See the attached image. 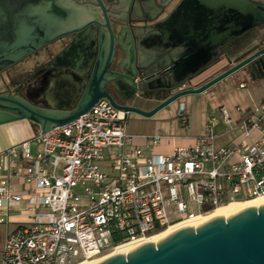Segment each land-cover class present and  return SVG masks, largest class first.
Masks as SVG:
<instances>
[{"label":"water","instance_id":"water-1","mask_svg":"<svg viewBox=\"0 0 264 264\" xmlns=\"http://www.w3.org/2000/svg\"><path fill=\"white\" fill-rule=\"evenodd\" d=\"M95 1L101 9L103 1L114 9L146 6L145 0ZM152 2L150 25L128 31L134 43H122V31L103 30L91 18L94 8L78 0H0V75L34 80L47 70L78 86L75 95L61 96L59 89L51 96L41 87L52 83L36 80L24 95L0 92V126L27 121L45 134L100 99L126 121L128 114L151 119L168 107L178 115L187 98L224 80H264V0ZM60 40L66 41L52 43ZM231 41L236 46L225 50ZM97 264H264V205Z\"/></svg>","mask_w":264,"mask_h":264},{"label":"built area","instance_id":"built-area-1","mask_svg":"<svg viewBox=\"0 0 264 264\" xmlns=\"http://www.w3.org/2000/svg\"><path fill=\"white\" fill-rule=\"evenodd\" d=\"M134 138L123 113L100 99L73 122L0 151V224L29 213L8 228L0 264H81L228 203L264 199V100L237 120L224 106L209 109L191 145L158 152L176 138Z\"/></svg>","mask_w":264,"mask_h":264},{"label":"crops","instance_id":"crops-1","mask_svg":"<svg viewBox=\"0 0 264 264\" xmlns=\"http://www.w3.org/2000/svg\"><path fill=\"white\" fill-rule=\"evenodd\" d=\"M47 70H43L42 72L38 73L37 75L43 77V81H48L52 84L45 86L43 85L41 88H44L45 94H49L53 96V91L54 90H59L60 89V95H75L78 91V86L72 80L67 79L65 76H60L56 75L54 76L53 74H48L46 73ZM35 81V79H34ZM54 82L58 83L60 86L56 87L53 84ZM239 84H244V88L246 87V84L244 81L241 82H236L234 79L230 78L227 80L222 81L221 83L215 85L212 87L210 90L207 92L197 96L195 98L196 101H203L208 103L211 100H214L215 98L220 97V95L225 91V90H231V89H241L239 88ZM250 87L255 89V90H261V87L264 85V80L260 81H255L251 82L250 81ZM35 87V86H34ZM52 91V92H51ZM59 93V92H58ZM264 100V92L261 93V95L256 98L251 106H247L246 108H240L236 107V113H237V120L239 117H241L244 113H246L249 109L253 108L254 106L258 105ZM210 106H206L202 109L201 116L203 117V122L202 124H205V117L207 111L210 109ZM191 112V107L187 106L185 103L183 108H181L178 111V121L180 122L181 116H184L187 124L184 126L186 129L189 128V114ZM25 122V121H24ZM127 124V123H126ZM128 127H126V131L129 135L135 137L134 141L137 145H143V143L146 141L147 137L152 136L156 134L157 132L160 131L162 123L159 119L154 116L151 119H142V118H137L134 116V119L130 120V123H128ZM181 124V122H180ZM200 125V124H199ZM183 126V125H182ZM194 133L192 135H186L185 137H176V139L171 143L170 141L164 139L162 141L161 146L157 149L158 152H167L171 149L172 145H191L194 142V138L200 135L201 132H204V125L201 126L200 132L198 131V127L194 130H192ZM35 133L32 132L31 128L29 125H24V123L17 122L9 125H4L0 126V151L15 145L19 142L25 141L29 139L31 136H33ZM223 138V137H222ZM221 138V139H222ZM232 139V136L227 137L225 140L227 141L226 144H229ZM220 144V143H219ZM29 213L28 212H21V213H15L9 217V224L8 227H6L5 224H0V226L5 227V233L2 237H0V256H1V250L3 246V242L6 236V232L8 231V228L11 229V225L14 227L16 224L25 222L28 220ZM13 217L14 222H11V218Z\"/></svg>","mask_w":264,"mask_h":264},{"label":"rangeland","instance_id":"rangeland-1","mask_svg":"<svg viewBox=\"0 0 264 264\" xmlns=\"http://www.w3.org/2000/svg\"><path fill=\"white\" fill-rule=\"evenodd\" d=\"M246 87L241 88L238 90L231 89V90H225L220 97L215 98L214 100L209 101L205 104L203 101H196L195 98L197 97H190L187 98L186 104L187 106L191 107V112L189 114L190 122H189V128H185L180 124L178 121V117L176 116V108H165L160 110L155 116L157 119H159L162 123L161 129L159 131L160 135L165 138H176V137H185L186 135H192L194 132L192 130L196 129L198 127V131L200 132L201 123L203 122V117L201 116V111L204 107L207 105L211 108H216L218 106H224L225 109L229 112L230 116L235 120L237 118L236 113V107L240 108H246L247 106H251L252 102L258 98L261 93L264 92V85L261 87V90H255L250 87V81L244 80ZM0 89L1 86H0ZM210 108V109H211ZM134 119V116L132 114H128L127 121H126V127H128V123H130V120ZM21 123V122H20ZM24 125H29L33 133H37L38 129L37 127L29 123L27 121H22ZM200 124V125H199ZM203 132L200 133V135ZM235 135V132L229 135H225L222 139L218 141V145H225L226 144V138ZM220 143V144H219ZM31 150L34 151L35 147L31 146ZM11 222H14L13 217L10 219ZM10 227H13L12 225ZM5 233V227L0 226V237H2ZM113 251V247L106 250L104 253L99 255L98 257H95L92 259L98 260L101 259L109 254H111ZM91 261V260H90Z\"/></svg>","mask_w":264,"mask_h":264},{"label":"flooded vegetation","instance_id":"flooded-vegetation-1","mask_svg":"<svg viewBox=\"0 0 264 264\" xmlns=\"http://www.w3.org/2000/svg\"><path fill=\"white\" fill-rule=\"evenodd\" d=\"M78 1L94 8L91 18L96 24L100 25L103 30L107 31L108 27H110L116 35L117 31H122L123 37L119 38L122 43H134V40L129 41L126 38L128 31H132L133 29L139 30L141 28L145 29L146 26L150 25L147 22V18L153 15L157 10L152 0H145V7L141 4V7H133L132 9H125L124 7L114 9L112 5L107 4L103 0L104 9H101L95 0ZM62 41L66 40L55 41L52 43H61ZM236 44L235 41H231L227 44L225 50L233 48ZM33 58L34 55H31L24 62ZM5 74L6 73L0 75V86L2 88L0 89V92H11L12 94L24 95L29 90V84L34 81L31 80L29 74H24L15 79L6 78ZM39 75L36 76L35 81L38 80L40 83L43 81V77Z\"/></svg>","mask_w":264,"mask_h":264},{"label":"bare ground","instance_id":"bare-ground-1","mask_svg":"<svg viewBox=\"0 0 264 264\" xmlns=\"http://www.w3.org/2000/svg\"><path fill=\"white\" fill-rule=\"evenodd\" d=\"M262 205H264V199L231 202V203H228L226 205L217 207L216 209H214L212 212H210L208 214L195 216V217H192L190 219L184 220L178 224L170 226V227L166 228L165 230H163L162 232H160L159 234H157L156 236H154L153 238H151L150 242L156 243V241L162 240L165 237H167L168 235H170L171 233L178 231L180 229L195 228V227H198V226L206 223L207 221H209L211 219L218 218V217L228 218V217H231V216L235 215L236 213H239V212H241L247 208H250V207L257 208L258 206H262ZM142 244H143V241H141V240H132V241L120 243V244L113 247V251L111 254H109V255L101 258V259L94 260V261H87V262H83L81 264H97L100 261H102L108 257H111L113 255H126L127 252H130V251L136 249L137 247H139Z\"/></svg>","mask_w":264,"mask_h":264},{"label":"trees","instance_id":"trees-1","mask_svg":"<svg viewBox=\"0 0 264 264\" xmlns=\"http://www.w3.org/2000/svg\"><path fill=\"white\" fill-rule=\"evenodd\" d=\"M255 34H256V32L253 33V35H255ZM165 97H166V96H163V97H161V98L163 99V98H165ZM119 241H120L119 237L113 235V237H112V242L116 245V244L119 243Z\"/></svg>","mask_w":264,"mask_h":264}]
</instances>
